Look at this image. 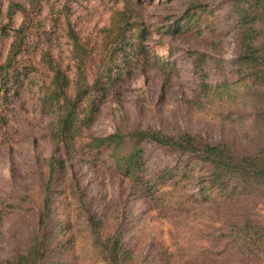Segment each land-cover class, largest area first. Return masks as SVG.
Here are the masks:
<instances>
[{
  "label": "trees",
  "instance_id": "obj_1",
  "mask_svg": "<svg viewBox=\"0 0 264 264\" xmlns=\"http://www.w3.org/2000/svg\"><path fill=\"white\" fill-rule=\"evenodd\" d=\"M118 1L121 8L110 13L109 22L95 36L83 37L71 19L67 2L47 28L31 14L37 0L11 2L6 7L0 0V42L7 45L0 66V106L18 98L31 72L40 70L45 79L39 102L42 112L52 118L48 129L52 151L42 160L44 170L38 173L41 201L28 247L6 260L0 259V264H77L73 225L65 213L58 212L59 199L65 194L60 189L61 182L67 174H72L84 210L95 262L180 264L166 248L156 247L151 254L135 253L126 242L130 225L123 219L105 234V223L96 209L99 200L93 198L86 203L73 175V161L79 158L86 162L78 157L81 139L88 140V154L110 150L131 191L147 197L162 217L175 213L187 218L192 210L197 215L201 208L209 227L203 225L197 232L199 239L210 244L201 249L211 254L208 264H264V217L253 210L256 201H264V0L223 1L229 9L225 18L234 26L237 50L231 76L217 57L215 37L209 38L207 49L187 51L196 82L194 95L186 101L191 108L208 106L217 119L228 124L242 126L251 119L249 131L211 142L181 129L168 134L152 127H128L122 122L106 136L88 133L100 103L125 77L137 70L150 71L153 82L165 87L171 74L177 73L175 65L150 50L148 42L154 32L158 36L196 33L201 37L204 30L210 29L202 15H214L204 0H166L164 17H156L167 25L160 34V26L153 25L140 0ZM173 8L176 10L172 12ZM16 16L20 17L19 24L15 23ZM56 31L67 43L66 66L53 53ZM25 57L27 61L21 65ZM209 65L215 81L211 80ZM147 144L165 149L178 161L151 172L144 159ZM192 158L199 164L194 176ZM163 182L171 183L172 189L159 191ZM191 183L198 193L185 195L186 200L196 204L192 210L181 198L179 202L172 201L175 187ZM7 214L0 204V223ZM9 233L12 239L21 235L18 229Z\"/></svg>",
  "mask_w": 264,
  "mask_h": 264
},
{
  "label": "rangeland",
  "instance_id": "obj_2",
  "mask_svg": "<svg viewBox=\"0 0 264 264\" xmlns=\"http://www.w3.org/2000/svg\"><path fill=\"white\" fill-rule=\"evenodd\" d=\"M22 1L28 0H1L4 7L11 2ZM140 1L153 25L160 26V34L164 33L167 25L161 24L156 17L165 15L163 11L166 0ZM204 1L214 15H202V21L210 29L204 30L201 37L196 33L174 37L165 34L158 36L159 34L154 32L148 42L153 53L177 68V73L171 74L170 82L165 87L153 82V74L150 71L137 70L131 76L125 77L120 86L110 91L100 103L97 118L89 134L106 136L115 130L119 122L128 127H152L168 134L181 129L193 135L200 134L209 142L228 137L235 132L241 134L243 131H249L250 118L245 120L242 126L237 123L228 124L217 119L208 106L203 105L201 109L193 110L186 102L191 100L196 89L187 53L190 48L207 49L209 38L215 37V43L219 46L217 57L222 60L229 76L232 71L231 63L237 54L234 26L225 18L229 10L227 4L223 3L224 0ZM66 2L71 7V19L83 37L95 36L98 29L109 22L110 13L121 8V1L118 0H37L31 14L36 21H43L47 25L45 27L49 28L53 19L57 18L60 7ZM175 7L177 8V5ZM176 8H173L172 12ZM20 21V17L16 16L15 23L19 24ZM53 37V53L66 66L67 43L60 31H56ZM6 49L7 45L0 42V66L4 62ZM26 61L25 57L21 65H25ZM208 69L211 80L215 81L216 76L210 65ZM44 79V72L33 70L19 97H13L9 104L0 106V204L8 213L3 223H0L1 260H6L28 247L29 234L37 220L36 211L41 201L38 173L44 170L42 160L49 157L52 151L48 135L52 118L42 112L39 102ZM87 141L80 140L78 156L83 157L86 162L75 159L73 175L86 203L93 198L99 200L100 206L96 209L105 223V234L123 219L130 225L126 242L135 253L151 254L154 248L160 247L175 254L180 264H208L211 254L201 249L209 248L210 244L205 239H199L197 232L198 229H203V225L209 227L207 218L202 217L201 208L195 215L192 209L196 204L192 199H185L186 194L197 196L194 184L177 186L172 190L176 195L173 203L179 202L181 198L186 208L190 206L192 212L187 218L183 214L178 216L175 213L174 216L169 213L162 217L147 197L131 191L127 180L111 158L112 152L92 151V154H88L90 149L85 145ZM144 159L151 172L160 167L175 165L178 161L177 156L150 144L145 147ZM191 160V166H195L192 174L194 176L198 173L196 165L199 164L197 160ZM62 188L65 194L59 199L58 212L60 215L65 213L73 225L76 262L100 264L95 262L92 256L91 235L72 182V174H67L64 183L61 182L60 189ZM171 189L169 182H163L159 186V191ZM253 210L264 217V201H256ZM17 229L21 235L12 239L9 230L14 232Z\"/></svg>",
  "mask_w": 264,
  "mask_h": 264
}]
</instances>
